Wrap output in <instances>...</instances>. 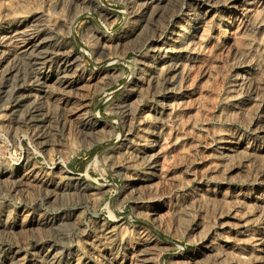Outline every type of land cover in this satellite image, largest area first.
<instances>
[{"label": "rangeland", "instance_id": "374dc122", "mask_svg": "<svg viewBox=\"0 0 264 264\" xmlns=\"http://www.w3.org/2000/svg\"><path fill=\"white\" fill-rule=\"evenodd\" d=\"M0 45V264H264V0H0Z\"/></svg>", "mask_w": 264, "mask_h": 264}, {"label": "bare ground", "instance_id": "6f19581e", "mask_svg": "<svg viewBox=\"0 0 264 264\" xmlns=\"http://www.w3.org/2000/svg\"><path fill=\"white\" fill-rule=\"evenodd\" d=\"M152 1V0H151ZM156 1V0H155ZM160 1V0H159ZM147 2V1H146ZM204 2V1H203ZM147 4V3H146ZM245 4H247V3H245ZM253 4V3H252ZM158 5V4H157ZM251 5V4H250ZM253 6V5H252ZM248 9H250V8H248ZM251 11V10H250ZM194 14V13H193ZM204 15V14H203ZM196 17V16H195ZM194 18V17H193ZM189 20V19H188ZM191 20V19H190ZM200 20V19H199ZM202 20V19H201ZM186 21V20H185ZM196 21V20H195ZM200 23V22H199ZM189 24V23H188ZM191 24V23H190ZM189 24V25H190ZM197 25V24H196ZM183 26V25H182ZM181 26V28L179 29V33H186L187 32V28H185V27H182ZM198 28V27H197ZM16 29V28H15ZM13 30V29H12ZM11 30V31H12ZM15 31H18L17 29L15 30ZM190 32V31H189ZM19 33V32H18ZM11 34H12V32H11ZM175 34V33H174ZM193 34V33H192ZM3 35V34H2ZM177 35V34H176ZM15 36V35H14ZM18 36V35H17ZM179 36V35H178ZM181 36V35H180ZM12 37H13V35H12ZM161 37V36H160ZM195 37V36H194ZM13 39V38H12ZM19 39V38H18ZM29 39V38H28ZM182 39V38H181ZM193 39V38H192ZM11 40V39H10ZM27 40V39H26ZM177 40V39H176ZM183 40V39H182ZM4 41V40H3ZM169 41H172L171 39L169 40ZM185 41V40H184ZM5 42V41H4ZM22 42V41H21ZM105 42V41H104ZM175 43H180V40L178 39V41H174ZM199 43V42H198ZM22 44V43H21ZM169 44V43H168ZM200 44V43H199ZM15 45H16V43H15ZM184 45V44H183ZM1 46V45H0ZM18 47H20L19 45H17ZM166 46V45H165ZM175 46V45H174ZM174 46H172V48L174 47ZM178 46V45H177ZM22 47H23V44H22ZM39 47V46H38ZM168 47V46H167ZM170 47V46H169ZM183 47V46H182ZM4 48V47H3ZM3 48H1L2 50H3ZM29 48V47H28ZM31 48V47H30ZM35 48V47H34ZM186 48V47H185ZM183 49V48H182ZM16 50V49H15ZM20 50V49H19ZM27 51V50H26ZM167 51H168V49H167ZM17 52V51H16ZM22 52H24V51H22ZM173 52V51H172ZM188 52V51H187ZM180 53V52H179ZM166 54V53H165ZM178 55V54H177ZM20 56H21V53H20ZM168 56V55H167ZM174 56V55H173ZM165 57V56H164ZM170 57V56H169ZM173 58V57H172ZM179 58V57H178ZM171 59V58H170ZM170 59H168V60H170ZM176 59V58H175ZM2 60V59H1ZM181 60V59H180ZM179 62V61H178ZM237 64H239V63H237ZM174 65V64H173ZM250 67V66H249ZM169 68V67H168ZM236 68V67H235ZM69 69V68H68ZM173 69V68H172ZM169 71V70H168ZM236 71V70H235ZM241 72V71H240ZM246 73V72H245ZM249 73V72H248ZM244 75V74H243ZM247 75H249V74H247ZM235 76V75H234ZM239 76V75H238ZM244 77V76H243ZM248 77V76H247ZM253 78V77H252ZM255 78V77H254ZM239 79V78H238ZM241 79V78H240ZM245 79H246V77H245ZM257 79V78H256ZM59 80V79H58ZM237 80V79H236ZM255 80V79H254ZM55 81H57V80H55ZM234 81V80H233ZM232 81V82H233ZM238 81V80H237ZM252 81V80H251ZM236 82V81H235ZM239 82V81H238ZM57 83V82H56ZM234 83V82H233ZM244 83V82H243ZM246 83V82H245ZM249 83H250V81H249ZM243 85V84H242ZM257 85V84H256ZM42 87V86H41ZM236 87H237V85H236ZM242 87V86H241ZM246 87V86H245ZM239 88V87H238ZM240 90H241V88H239ZM244 89V88H243ZM238 92V91H237ZM233 94V93H232ZM236 94V93H235ZM235 94H233V95H235ZM41 99V98H40ZM237 100V99H236ZM235 100V101H236ZM242 102V101H241ZM36 104H38V103H36ZM37 107V106H36ZM40 112H41V110H40ZM39 112V113H40ZM38 113V114H39ZM36 116V115H35ZM41 116V115H40ZM37 118V117H36ZM41 119V118H40ZM97 120V119H96ZM41 121V120H40ZM42 122H44V120L42 121ZM41 122V123H42ZM226 137V136H225ZM223 152V151H222ZM221 154V153H220ZM226 154V153H225ZM226 156V155H225Z\"/></svg>", "mask_w": 264, "mask_h": 264}]
</instances>
